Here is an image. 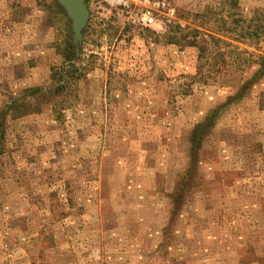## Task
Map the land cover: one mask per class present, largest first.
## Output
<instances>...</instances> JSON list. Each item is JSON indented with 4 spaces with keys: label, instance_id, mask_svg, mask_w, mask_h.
<instances>
[{
    "label": "rangeland",
    "instance_id": "1",
    "mask_svg": "<svg viewBox=\"0 0 264 264\" xmlns=\"http://www.w3.org/2000/svg\"><path fill=\"white\" fill-rule=\"evenodd\" d=\"M169 1L0 0V264H264V0Z\"/></svg>",
    "mask_w": 264,
    "mask_h": 264
},
{
    "label": "built area",
    "instance_id": "2",
    "mask_svg": "<svg viewBox=\"0 0 264 264\" xmlns=\"http://www.w3.org/2000/svg\"><path fill=\"white\" fill-rule=\"evenodd\" d=\"M112 9L125 12L128 20L142 27H152L163 17H171L175 8L169 0H103Z\"/></svg>",
    "mask_w": 264,
    "mask_h": 264
},
{
    "label": "water",
    "instance_id": "3",
    "mask_svg": "<svg viewBox=\"0 0 264 264\" xmlns=\"http://www.w3.org/2000/svg\"><path fill=\"white\" fill-rule=\"evenodd\" d=\"M72 21L75 44L83 39V30L89 20L90 11L86 0H58Z\"/></svg>",
    "mask_w": 264,
    "mask_h": 264
},
{
    "label": "trees",
    "instance_id": "4",
    "mask_svg": "<svg viewBox=\"0 0 264 264\" xmlns=\"http://www.w3.org/2000/svg\"><path fill=\"white\" fill-rule=\"evenodd\" d=\"M74 66V65H73ZM79 68H76L75 70L77 71ZM264 73V57H262L261 61V67L260 70L258 71V74H263ZM245 87H247V84H245ZM64 88V87H63ZM10 110L5 109V110H0V155L3 153L2 149V144L4 142V130L6 126V117L8 116ZM28 111H23L21 116L26 115ZM211 124L205 123L203 125H198L193 133L192 137V144H193V151L197 149V144L201 139V135L205 132V129L208 130Z\"/></svg>",
    "mask_w": 264,
    "mask_h": 264
}]
</instances>
